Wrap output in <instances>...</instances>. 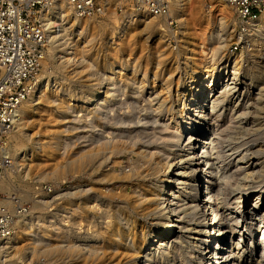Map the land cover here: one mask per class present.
I'll list each match as a JSON object with an SVG mask.
<instances>
[{"label": "rangeland", "instance_id": "374dc122", "mask_svg": "<svg viewBox=\"0 0 264 264\" xmlns=\"http://www.w3.org/2000/svg\"><path fill=\"white\" fill-rule=\"evenodd\" d=\"M201 1L190 0L189 3V0H186L185 5L181 8L184 9L183 21L172 17L176 15L174 14L176 0H171L170 12L166 16L148 13L145 7L135 0H110L107 11L103 15L82 19L74 17L66 4H64L67 9L65 16H59L57 8L51 9V22L53 23L47 26L48 36L52 30H55L56 33H66L65 38L73 44L74 54L70 55L66 47L59 45L49 36V42L44 46V56L40 67V82H49V89L42 93L41 104L38 105L37 112H28L21 122L18 120L20 123L15 125L16 127L14 126L5 141V151L8 153L9 160L14 163L13 161L19 158V162L14 165L13 171L7 172L0 183L2 191L7 196L9 195L7 206L11 216L6 222H0V264H91L90 258L87 257L84 250L82 251L79 247L80 243L76 240H81L82 237L104 236L107 225L122 230L127 222L135 220H138L139 224L151 222L150 217L144 215L138 202L136 203L138 200L134 197V191L142 187L145 189L147 186L154 198L150 204H147L148 209L151 206L152 208L156 207L159 194L167 185V166L177 161L174 159L177 151L173 154L172 152L174 146L178 144V137H176L178 133L174 134L175 140L172 138L168 142L165 141L162 134L166 135L167 132L172 131L165 129V132L162 123L164 125L171 124V121L180 115V111L176 110V105L179 98H185V96L179 91L177 92L178 85L176 83L187 81L189 76L199 68L197 64L202 65L206 57L205 54L211 57V46L209 44L208 46L207 40L201 37L204 38L205 34L214 28L221 30L220 35L226 43L217 52L216 63H220L223 56H228L230 61L227 64L225 75H231L234 71L238 75L237 82H233V84L230 82L223 86L217 84L213 87V95L215 94L213 99H218L216 107L212 112L209 105L207 107L209 110L208 120L206 119L208 126H214L220 137H224L227 133L225 139L221 138L225 141L221 145L217 144L219 145L218 150H220L219 155L222 156L219 158V162L223 163L225 167L222 169L223 175H228L227 172L231 171V174L229 172V176H231L224 178L225 185H223L228 187H226L228 190L224 188V190L226 189L224 199H227L226 201L229 203L236 194L239 196L244 193L245 199L252 200L256 191L264 192V84L256 83L257 69L264 65V31L255 36L257 42H251L250 46H239L237 45L236 15L232 7L224 2L223 6L231 13L220 21L224 22L222 25L221 23L212 25L207 24L208 19L213 20L219 12L212 11L214 8L211 7L210 0ZM139 10L144 11L138 14ZM131 12L132 18L127 24L124 37L121 39L117 35L111 37L109 32L114 31L116 34L123 16ZM261 15L264 16V9H262ZM194 17L195 19H192ZM149 20L152 22L151 26L147 23ZM200 34L202 36L199 38ZM201 40H204L206 44ZM192 41L196 49L195 58L185 61L183 55L188 52L189 44ZM252 47L254 52L251 51ZM203 50L204 52H202ZM209 56L206 58L207 61ZM68 57H72L71 60H67ZM134 60L136 61L134 62ZM120 66H123L124 73L114 81L117 90H111L108 103L103 109L93 108V99L104 97L102 92L106 86V76L112 74ZM133 66L135 69L132 68ZM155 72H157V76H154ZM165 81L169 82L171 88L170 95H165L169 102L158 114L155 103L162 100L160 86H164ZM57 85L62 86L63 90L58 92ZM137 86L138 88H136ZM121 88L124 90L122 91ZM137 90L139 92H136ZM145 97L147 99L151 97V103ZM154 98L157 99L153 102ZM31 99V97L27 99L22 107L26 109L33 107L34 102L30 101ZM125 101L130 102L129 107ZM82 102H85L84 108H79ZM148 102L150 104H147ZM211 102L212 99L209 103L210 106ZM169 106L174 107L175 110L170 116L165 112ZM219 110H221V116H219ZM150 111H152L151 114ZM236 113H238L237 116ZM233 114L237 120L232 118ZM134 115L136 116L134 117ZM117 116H121L122 119L119 117V120ZM127 118L128 121L130 119L129 122H125ZM116 120L119 122L118 124H116ZM153 120H156L157 124L153 123ZM225 124L227 125L224 126ZM236 124H240L241 127ZM157 127L163 128L162 132L155 129ZM235 128H238V131ZM152 130L155 133L152 134L150 132ZM126 131L127 133H124ZM220 131L225 134H221ZM130 133L132 135H128ZM133 133L137 134V138ZM118 134L122 135L118 136ZM257 134L260 135L257 137ZM132 136H134L133 144L127 142L133 139ZM140 136L144 138H141L143 141L140 140ZM98 138L101 140L99 143H103L101 146L98 145V141H95ZM249 138L252 139L251 143H249ZM254 138L259 139L258 142H255L257 140ZM242 141L246 142L245 146ZM236 145L237 147L240 145L238 151H235ZM249 147L250 149H248ZM83 149L84 151H82ZM151 149H153L152 152L161 150L159 156L153 157L150 154ZM246 151L247 154L244 153ZM87 154L89 159L85 157ZM194 154L191 155V159H193L191 163L199 158ZM74 156L79 159L77 160ZM82 156H84V160ZM72 157H74L73 160H71ZM178 165L181 167L187 163L179 162ZM254 165L256 167L253 170L252 166ZM234 167L236 168L234 169ZM126 169L127 171H125ZM251 170L255 173H252ZM233 173L235 177H233ZM248 174L250 175L247 176ZM119 175L123 178L115 177H120ZM229 179L235 185H241L242 182L244 185H241V188L240 185L234 187V183L226 181ZM198 186L200 195L203 190L201 180ZM226 191L229 193V198ZM230 193L233 194L230 196ZM261 200L264 201V193ZM229 204H232L231 201ZM236 205L238 206V204ZM236 205L234 204L233 207ZM261 205L264 207V202ZM178 208L180 212L184 211V206H178ZM62 209L64 211L62 215H59L58 213ZM196 218L194 216L193 219L197 221ZM156 221L163 222L164 220ZM184 221L175 230L174 237L177 242L171 247L174 249L170 248L166 252L161 251L155 254L151 264H187V261L188 264H204V256H202L203 259H199L198 253H196L197 242L188 240L186 237L194 225L185 228ZM5 232H9L5 235H9L8 238L2 236ZM152 236V233H148L146 237L151 239ZM60 238L63 241H57ZM97 240L91 243L92 246L100 245L101 242H97ZM72 244L78 246L73 245L77 250L70 246ZM206 247L207 244L202 247L203 251ZM188 248L190 249L188 250ZM252 255L255 256V254ZM252 255L249 256L252 258ZM116 261V259H111L104 263L114 264ZM93 264H99V262L96 261Z\"/></svg>", "mask_w": 264, "mask_h": 264}, {"label": "bare ground", "instance_id": "6f19581e", "mask_svg": "<svg viewBox=\"0 0 264 264\" xmlns=\"http://www.w3.org/2000/svg\"><path fill=\"white\" fill-rule=\"evenodd\" d=\"M176 1H177V3L174 4L175 5L174 6L175 7V11H174L175 13L174 14H176V15H173L172 17L177 18L178 21H181V20L183 21L184 16L182 13L184 12V9L182 10L181 8L183 5H185L186 0H176ZM210 1L212 3L211 7L214 8L212 11H215V12L218 11L219 13L216 14L217 17L214 15L215 18H213V20L208 19L209 22L207 24L217 25V23L218 24L221 23V25H222L224 22H220V21L224 17L229 15V13H231V12H229L228 9L223 6V3H224L223 1H221V0H210ZM181 2H182V4H181ZM189 3H190V0H189ZM170 6H171V4H170ZM65 7L66 6L64 5L62 0H56V1L51 3V6L46 7L44 9L43 15H42L44 25L50 26L53 23V22H51V20H52L51 9L57 8L59 10V14H60L59 16H65V13L67 11V9ZM143 11L144 10H139L138 14L142 13ZM169 12H170V9H169ZM111 17H113V16H111ZM131 18H132V12L125 14V16H123V18H122V22L119 23V28H118L117 33L114 34L115 33L114 31L109 32V34L112 35L111 37H116V35L120 39L122 37H124V34H126L127 24L130 22ZM192 19H195V17ZM147 23H149V26L152 25V22L150 20ZM204 26L207 27V25H204ZM247 26L249 28L248 37H251L250 40H252V42L256 41L255 36L258 35L260 32L264 31V16L260 15L257 20L248 21ZM62 30H63V28H62ZM220 31L221 30H217L214 28L213 30L206 33L204 38L201 37L202 39L207 40V45L209 44L211 46L210 50L212 51L211 52L212 54H211V57L208 55L209 56L208 61L206 59L208 56L204 53L206 56V57L204 55L202 56L203 59L205 57L204 62L202 63V65L197 64L199 66V68L197 70H195V72L189 76V79L187 81L180 82V83H178L176 81L177 82L176 84L178 85L177 86V88H178L177 92L179 91V93H181L183 96H185V98L184 97H181V99L179 98L178 104L176 105V107H177L176 110L180 111L179 112L180 115L177 116L173 121H171L172 122L171 124L168 123V124L164 125V123H162L164 129L163 128H161V129H163V130L170 129L172 131V132H167L166 135L162 134L163 135L162 138L167 142L169 140H171L172 138H173V140H175L174 134L176 135L178 133L176 135V137H178V144H176L174 146L173 152H172V154H173L177 151L175 153V157H174V159H176L177 161H175V162H173L167 166L168 167V172L166 174L167 185L164 187V189L161 190L162 192H161V194H159V200L157 202L156 207L152 208V206H151L152 209L151 208L148 209L147 204H150L154 200V198L152 197L153 194L151 193V191H149L150 189L147 188V186H145V189L142 187V188L134 191V195H135L134 197L137 198V200H138V201H136V203L138 202V205L141 208V211L144 212V215L150 217L151 222L148 224L146 222L139 224L138 220H135L132 222H127L125 224V226L122 228V230H120L119 228H111L110 225H107V229H106L107 231L105 232L104 236H99L97 238L96 237L79 236L80 238L82 237V239L76 240V241H78L80 243L79 247L82 249V251L84 250L86 252L87 257L90 258L91 264H93L96 261L99 262V264H105L104 263L105 261L111 260V259L117 260L114 264H127V263H130V264H151L152 257H154L155 254H158L161 251L166 252L167 250H169L172 247V245L174 243L177 242V240L174 237L175 230L177 229V227L179 225L183 224L184 219H186L184 221V225H186V226L183 225L185 228H188L192 224L194 225L192 230L188 232L189 235L186 237L188 238V240L191 239V240H195V242H197L196 253H198L199 259H203L202 256H204V260H205L204 264H264V207L261 205V203L264 202L263 200H261V197H262L264 192L256 191L252 200L251 199L250 200L245 199L246 195L244 193L240 194L239 196H236L237 195L236 194L233 198L234 201L230 200L233 205L238 204V206L236 205L234 207L232 204H229L230 201L228 203V201H226L227 199L226 200L224 199L225 198L224 197L225 190L228 188L227 186H226L227 188L224 186L225 185L224 184V178H225V176H229V172L231 174V171L228 170L229 171V172H227L228 175H223L224 172L222 173V169H224L225 167H224L223 163L219 162L220 161L219 158L222 156L219 155L220 150H218V146L221 145V143H223V141H225L223 139H225L224 137L226 136L227 133L225 134L224 132L220 131V133L222 132L221 134H225L224 137L222 136L223 139H221L222 137H220L219 132L217 133L215 131L214 126H212V125L208 126V124H207L208 122H206L207 114L209 113V110L207 108L208 105H209L211 112H212L215 109L216 103L218 100V99L217 100L213 99L215 96V94L213 95V87H215L217 84L218 85L220 84L221 86H223L226 83H230V82L233 84V82H237L236 80L238 79L237 78L238 75L236 74L235 71L231 75H228V76H227V74L225 75L227 64L230 61L228 56L227 57L223 56V58H221V62L218 64L215 61L217 52L220 51L224 47V44H226V43H224L225 39L222 38V36L220 35ZM222 32L225 33V31H222ZM55 33H56L55 30H52L50 32V35H49L50 38L54 41H57L59 43V45L66 47V50H69L68 53L70 55L74 54L73 44L68 42L67 38H65L66 33L65 34L64 33H58V32L56 34ZM200 36H202V34L199 35V38H200ZM204 40H201V42L203 41L202 43H205ZM202 48H204V47H202ZM251 51L254 52L253 47H252ZM202 52H204V50ZM208 53H210V52H208ZM195 55H196L195 44L192 41L189 44L188 52L184 53V55H183V60L188 61L190 59H194ZM200 56H201V54H200ZM255 56H256V54H255ZM163 57H166V56H163ZM71 58L72 57H68L67 60H71ZM198 60H200V59H198ZM135 61L136 60H134V62ZM200 61H202V60H200ZM234 62H236V61H234ZM132 68L135 69V66H133ZM257 70L258 71H257V75H256L257 76L256 77V83L259 85H261V84L263 85L264 84V65H261V67ZM123 73H124V68H123V66H120V68H116L112 74L106 76V81H105L106 86H105L104 91L102 92V93H104V97H102V98L98 97L96 99H93V103H94L93 108L96 107L97 109H103L105 107V105H107L111 90H113V91L117 90V86L115 85L114 81L119 75H123ZM167 75H170V74H167ZM154 76H157V72H155ZM167 79H169V78H167ZM125 83H126V81H125ZM164 83H165L164 86H160V90H161L160 95H162V100H158L155 103L157 105L156 113H158V114H160L163 111V109L166 106V103L169 102V100L167 99V97H165V95H170V89L171 88H170L169 82L165 81ZM48 86H49V82H46V81H42L37 85V88L40 90V94L38 96H35V97L32 96L31 97L32 99L30 101L33 100V102H34L33 107L26 109V108L22 107L23 104L21 105V107L19 108V111H18V113H19V119L18 120L20 122H21V120H23L25 118V116L28 114V112H30V113H36L37 112V109L39 108L38 105L41 104L40 99H41L42 93L49 89ZM136 88H138V86ZM56 90L58 92H60L63 90V87L60 85H57ZM123 90H124V88L122 89V91ZM138 90L136 92H139ZM130 94H132V93H130ZM150 98L151 97H149V99H147V98L146 99L149 100V102L151 103ZM218 98L220 99V97H218ZM69 99H71V98H69ZM156 99L157 98H154L153 102ZM211 99H212V102H211V106H210L209 103H210ZM123 100H124V98H123ZM123 100H122V102H123ZM147 100H144V101H147ZM128 101L127 102L125 101V103H128ZM135 101H136V99H135ZM141 102H143V101L141 100ZM149 102L147 104H150ZM125 103H124V105H125ZM129 103L127 104V106L129 105ZM84 104H85V102H82L80 104L79 108H84ZM139 107H141V106H139ZM124 109H125V106H124ZM165 110H166L165 111L166 113H169V114H167L169 116L175 112L174 107L172 108L171 106H169V109H165ZM129 111H132V110H129ZM220 111L221 110H219V112ZM227 111H228V109H227ZM151 112L152 111H150V114H151ZM230 112H232V111H230ZM124 113H126V112L124 111ZM153 114H154V112H153ZM220 114H221V112L219 113V116H221ZM237 114L238 113H236V116H237ZM155 115H157V114H155ZM86 116H84V117H86ZM135 116L136 115H134V117ZM229 116H230V114H229ZM110 117H111V115H110ZM112 117H113V115H112ZM117 117L121 118V116H117ZM140 117H142V116H140ZM164 117H165V115H164ZM120 118H119V120H120ZM155 118H158V117H155ZM232 118L237 120V118H235L234 114H233ZM238 119H239V117H238ZM131 120L133 121L134 119H131ZM137 120H138V118H137ZM150 120H152V119H150ZM162 120H163V118H162ZM19 121H17L16 125H18L20 123ZM129 121H130V119H129ZM129 121H128V118H127V121L125 120V122H129ZM155 121L156 120H153V123H155ZM116 122H117V120H116ZM118 123L119 122H117L116 124H118ZM141 123H143V122H141ZM223 123H224V121H223ZM239 123H241V122H239ZM155 124H157V122ZM162 124H160V125H162ZM227 124H225L224 126H226ZM238 125H240V124H238ZM240 127H241V125H240ZM215 128H217V127H215ZM99 129H101V128H99ZM155 129L161 130L159 127L155 128ZM235 129H237V131H238V128H235ZM133 130H135V129H133ZM225 130H226V127H225ZM225 130H223V131H225ZM229 131H227V132H229ZM148 132H149V129H148ZM150 132H152V134L155 133V132H153V130ZM161 132H162V130H161ZM165 132H166V130H165ZM120 133H121V131H120ZM124 133H127V131ZM136 133H133V135ZM141 134L142 133H140L139 135H141ZM119 135H122V134H118V136ZM128 135H132V134L130 133ZM258 135H260V134H257V137H258ZM134 136L136 137L137 134ZM134 136H132L131 138H133ZM158 136H159V134H158ZM261 136H262V133H261ZM261 136H260V138L262 139ZM160 137H161V135H160ZM255 137H256V135H255ZM141 138L144 139L143 137L140 136V140H141ZM138 139H139V137H138ZM227 139H229V138H227ZM117 140H118V138H117ZM133 140H134V138L131 141H127V142H129V143L132 142V144H133ZM251 140L252 139L249 138L250 142L249 141L248 142L251 143ZM255 140H257V141H255ZM255 140H254L255 142H258L259 139H255ZM95 141H98V143H99V141H101V140H99V138H98ZM102 141H104V140H102ZM141 141H143V140H141ZM156 142H158V141H156ZM105 143H107L106 140H105ZM242 143L243 144L245 143L244 146L246 145V142L242 141ZM83 144H85V143H83ZM90 144H91V142H90ZM101 144H103V143L100 142L98 145L101 146ZM217 144H219V145H217ZM224 144H226V143H224ZM249 145H251V144H249ZM91 146H88V147H91ZM130 146H131V144H130ZM230 146H231V143H230ZM238 147L236 145L237 149H235V151H238L240 149ZM250 147H252V145ZM250 147L248 149H250ZM242 148H243V146H242ZM87 150H88V148H87ZM100 150H101V148H100ZM152 150L153 149H151L150 154H152L153 157H156V156L158 157L161 150L155 151V152L154 151L152 152ZM246 150H247V148H246ZM82 151H84V149ZM195 151H196V153H195ZM80 152H81V149H80ZM80 152H79V154H80ZM224 152H225V149H224ZM244 153L247 154V151ZM258 153H261V152H258ZM129 154H130V152H129ZM193 154L196 157L199 156V158H198V160L195 159L197 161H194V163H191V160H193V159H191V155H193ZM142 155H143V153H142ZM148 155H149V153H148ZM256 155H257V152H256ZM74 157H72L71 160H73ZM83 157L84 156H82V158ZM85 157H87L89 159L88 154L85 155ZM249 157H250V155H249ZM254 157H256V156H254ZM75 158H77V160L79 159L78 157H75ZM184 158H185V160H183ZM226 158H227V156H226ZM229 158H231V157H229ZM147 159H148V157H147ZM83 160H84V158H83ZM129 160H131V159H129ZM225 160H221V161L223 162ZM13 162H14L13 164L15 165L17 162H19V158ZM179 162L180 163L186 162L187 165L178 167ZM154 163H155V161H154ZM162 164H164V163L162 162ZM242 164H244V163H242ZM77 165H78V161H77ZM234 165H235V163H234ZM129 166H130V164H129ZM236 167H234V169ZM255 167H256L255 165L252 166V169L254 170ZM132 170H133V168H132ZM125 171H127V169ZM236 171H237V169H236ZM253 172L254 171H252V173ZM250 174H248L247 176H249ZM127 175H129V174H127ZM232 175H233V177H235L234 173ZM119 176L120 177H117V176H115V177L116 178H123V177H121V175H119ZM122 176H124V175H122ZM242 176H244V175H242ZM232 178H231V180H232ZM112 179H113V177H112ZM226 179H228V178H226ZM200 180L202 182L201 188H203V190H202L201 194L199 195L198 187L200 185L198 186V184H199ZM229 180H226V181L229 183V182H231V180L230 181ZM233 180H234V178H233ZM254 180H252V181H254ZM227 182H225L226 185H229V184H227ZM234 182H235V180H234ZM234 182H231V183H234ZM242 183H241V185L243 186L244 183L243 184ZM261 184H262V182H261ZM233 185H234V187H236L240 184L235 185V183H234ZM241 185L239 186L240 188L242 187ZM91 188H92V186H91ZM224 188H226V189L224 190ZM226 193H227V191H226ZM233 193H235V192H233ZM233 193H230V196ZM130 195L133 196L132 194H130ZM226 195L228 196L229 193H227ZM126 196H128V195H126ZM228 198H229V196H228ZM121 199H122V197H121ZM122 200H124V199H122ZM126 200H127V198H126ZM179 202H180V204H179ZM178 206H184V211L180 212L179 211L180 209L178 208ZM63 211H64V209L60 210L58 214L62 215ZM101 211H102V209H101ZM78 214H80V213H78ZM194 216L197 217L196 218L197 221H195L193 219ZM158 219H160V220L162 219L164 221L163 222H157L156 220H158ZM26 222H28V221L26 220ZM59 233L60 232L58 231L57 234L59 235ZM65 233H66V231H65ZM148 233L153 234L151 239L146 237ZM96 239H98L97 242H101L100 245L92 246L93 244H91V243L94 242ZM57 241H63V240H61V238H60ZM205 244H207V247L203 251L202 247ZM73 245H76V244H72L70 246L74 247L77 250L76 247H78V246L76 245V247H75ZM65 249H66V247H65ZM171 249H174V248H171ZM189 249L190 248H188V250ZM70 251L75 252V250H71V249H70ZM252 254H255V256H253ZM249 255H252V258ZM83 261L85 262V260H83ZM187 264H188V261H187Z\"/></svg>", "mask_w": 264, "mask_h": 264}, {"label": "built area", "instance_id": "2783aa9c", "mask_svg": "<svg viewBox=\"0 0 264 264\" xmlns=\"http://www.w3.org/2000/svg\"><path fill=\"white\" fill-rule=\"evenodd\" d=\"M56 0H0V183L14 164L5 151V141L14 129L19 108L40 90V67L49 42L42 15ZM78 19L103 15L110 0H62ZM152 15H168L171 0H135ZM235 12L239 46H250L247 23L257 20L264 0H221ZM173 23V21H170ZM47 31V32H46ZM50 32V30H49ZM251 36V35H250ZM202 187V186H201ZM0 186V222L10 216L9 200ZM9 234L5 232L2 236ZM9 236V235H8ZM5 236V238H8Z\"/></svg>", "mask_w": 264, "mask_h": 264}]
</instances>
